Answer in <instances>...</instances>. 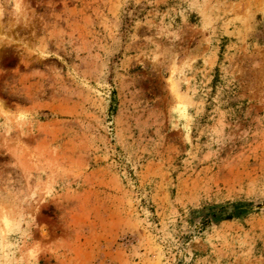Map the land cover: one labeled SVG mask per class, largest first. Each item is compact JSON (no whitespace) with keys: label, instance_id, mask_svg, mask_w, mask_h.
<instances>
[{"label":"rangeland","instance_id":"374dc122","mask_svg":"<svg viewBox=\"0 0 264 264\" xmlns=\"http://www.w3.org/2000/svg\"><path fill=\"white\" fill-rule=\"evenodd\" d=\"M0 264H264V0H0Z\"/></svg>","mask_w":264,"mask_h":264}]
</instances>
